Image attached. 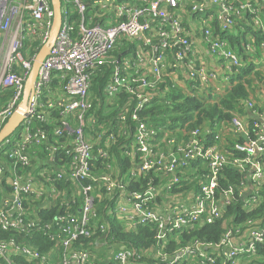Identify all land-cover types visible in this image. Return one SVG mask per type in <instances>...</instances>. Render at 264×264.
Returning <instances> with one entry per match:
<instances>
[{
  "label": "built area",
  "instance_id": "obj_1",
  "mask_svg": "<svg viewBox=\"0 0 264 264\" xmlns=\"http://www.w3.org/2000/svg\"><path fill=\"white\" fill-rule=\"evenodd\" d=\"M258 1L264 6V0ZM183 8L201 17L207 52L228 62L231 72L224 80L230 85L243 60L216 33L212 17L226 33L236 17L249 15L250 27L263 37L264 24L250 0H60L61 24L39 66L27 112L0 143L1 260L240 264L260 259L257 248L264 245V221H256L262 215L235 224L228 217L230 226L225 223L218 242L191 240L167 248L183 231L223 220L229 204L240 201L244 211L255 209L264 190V109L253 102L245 100L253 112L249 125L230 118L235 139L227 149L218 146L217 123L212 128L190 122L154 125L141 115L160 85H165L164 92L173 88L167 83L169 69L185 71L187 86L177 90L197 99L208 82L218 79L215 70L190 59L195 43L184 28ZM53 15L50 0H0V129L22 103L26 79L49 38ZM255 37L248 36L246 49ZM126 45L129 50L121 51ZM103 66L109 69L108 78L101 94L95 95L92 77ZM112 109L114 115L99 119L97 110L108 114ZM111 148L129 162L116 174L110 161L118 165L119 160ZM96 161L101 164L97 170ZM226 167L239 178L223 185ZM150 172L167 178L162 195ZM146 175L145 185L130 188ZM247 183L250 189L244 194ZM58 203L66 205L65 212L41 215ZM108 219H115L123 232L150 226L153 243L137 248L108 237ZM37 235L48 240L46 251L31 244ZM241 235L234 244L233 238ZM100 247L109 254L98 255Z\"/></svg>",
  "mask_w": 264,
  "mask_h": 264
},
{
  "label": "trees",
  "instance_id": "obj_2",
  "mask_svg": "<svg viewBox=\"0 0 264 264\" xmlns=\"http://www.w3.org/2000/svg\"><path fill=\"white\" fill-rule=\"evenodd\" d=\"M248 29H250L248 27ZM216 33L221 34L226 37L223 32L217 31ZM241 33V32H239ZM238 38H233L232 36H228V42H230L231 46L240 47L241 40H245V32H242V35L236 36ZM233 47V46H232ZM129 45L123 47L121 51L126 49L129 50ZM249 69L243 70L238 76V81L231 85L229 89L225 92L224 96L221 97L218 101L210 102L199 100L196 97L185 96L181 94L176 88L170 87L168 91L164 92V84L159 86V95H157L151 102V104L146 107L141 115L147 116L150 119V122L154 125L165 124L168 121L171 122V125L183 124L185 122H190V126H194L196 124H200L203 119H210L211 121L218 120L222 117H229V114L224 113V110H233L237 106V102L240 98H243L247 95V90L245 84L248 81H242L244 75L249 73ZM109 69L106 66L101 67L100 70L97 71L95 75L92 77V86L91 92L95 95L101 94V88L105 81L108 78ZM162 92H164L162 94ZM115 109H112L110 113L104 114L103 110H97V114L99 119L106 118L108 116H112L115 113ZM111 155H114L116 159L119 160L118 165L121 168V171H124L128 166L129 162L124 157V155L116 148H111L109 150ZM101 164L99 161H96L95 170L99 169ZM224 173L226 174V180H221V183L224 185L227 182L234 183L239 178L238 172L233 170L230 167H226L224 169ZM152 174V172L150 173ZM149 179V175L141 177L138 182L132 184L130 188L138 189L140 185H145L147 180ZM229 180V181H228ZM60 186L64 187L68 192L70 188L66 184H60ZM264 186V183H263ZM262 200L258 207L251 211H244L241 206L240 201H236L235 203L229 204L226 207V211L224 214V219L228 217H232V222L239 223L245 220L247 217H256L258 215L264 214V190L261 193ZM80 199L76 198L75 205H79ZM66 205L60 206L59 203L56 204L51 209L46 210L44 213L42 212V216L44 218H49L55 213L65 212ZM75 211L74 207L70 209ZM217 220L213 223H207L202 226L193 227L191 229L185 230L181 233V243L191 241V240H199L203 242H218L221 238L222 233L225 229V220ZM108 223L110 225V232L108 237L113 236V238L135 246L137 248H146L153 243V229L146 226H138L134 231L123 232L119 223L115 219H108ZM6 235V234H2ZM90 239H85L84 243H87ZM34 246L38 247L40 251H46L49 247V242L45 237L41 235H37L33 239L31 243ZM176 246V241H172L170 245L167 247L169 250H172ZM257 256L260 258L254 263L264 262V245H260L257 248ZM0 261L3 264H7L5 261ZM17 264H23L24 261L20 258H16ZM175 264H187V263H175Z\"/></svg>",
  "mask_w": 264,
  "mask_h": 264
},
{
  "label": "crops",
  "instance_id": "obj_3",
  "mask_svg": "<svg viewBox=\"0 0 264 264\" xmlns=\"http://www.w3.org/2000/svg\"><path fill=\"white\" fill-rule=\"evenodd\" d=\"M253 4L256 5L259 17L264 24V6L261 2L258 0H250ZM181 15L183 19V25L186 29L188 35L194 40V48L193 53L190 57V59L196 64V65H204L207 68L213 69L218 73V79L208 82L205 86L206 88L203 90H200L197 97H199V100L204 101H218L221 97L224 96L227 89L231 87L232 84L236 83L238 81V76L243 70L249 69V73L244 75V78H242V81H248L245 84L247 95L243 98H240L237 102V106L233 110H224V113L229 114V117H222L218 120L211 121L210 119H203L200 123L202 126L211 127L213 123H217V126L215 127V132L220 135L221 140L218 142V146L222 148H229V146L232 144V142L235 139V136L233 135L231 129V123L230 118L232 116L238 117L244 124L249 125L251 119L253 118V112L251 109H249L245 105V100H249L254 103L255 107L259 110L264 109V47L260 46V42H264V36L262 37L259 32L254 31L250 25L252 22V18L250 21L249 15H245L242 17H236V23L235 26L232 27L231 30L227 31L224 35L225 38L228 40V36H232L233 38H238L236 36L242 35V32H245V40H241L240 47L233 46L235 50L240 54L243 60V65L239 68V72L237 75H235L230 85L225 83L224 75L226 73L231 72L230 69H228V62L225 60H217L213 58L211 55L207 52V46L203 42L201 37V23L199 20V17L197 15L190 14L186 8H183L181 10ZM250 24V25H249ZM212 26L215 28V31H220L219 29V21L216 19V17H212ZM248 27L250 29H248ZM241 32V33H239ZM250 34H255V42L251 44L249 49H246V45L250 44V41L248 40V36ZM248 35V36H247ZM230 43V42H229ZM231 44V43H230ZM234 74V73H233ZM185 71H174L173 69H169L168 76H167V83L173 84V88L178 89L180 92L184 91L186 88V83L184 81ZM209 91L207 94L205 91ZM188 90H191V87L189 85ZM160 92V91H159ZM164 92H162L163 94ZM159 95V94H158ZM231 115V116H230ZM211 140H213V137H210ZM110 170L113 172V174L118 173L121 171V168L117 163L110 161ZM151 173V172H150ZM149 175L154 178L155 183L159 182L160 184V195L163 193V183L167 180V178H157L156 173L152 172V174ZM248 184V183H247ZM250 189V185H247L246 191H244V194H246ZM175 195L178 196V193L175 192ZM262 219L259 221L257 220L256 223H260L261 221H264V214L262 215ZM225 223L227 226H230L231 221L229 218H225ZM177 234L172 236L175 237ZM243 235L237 236L233 238V243H237L239 240H242ZM181 235H179L177 238H174V241H176V246L182 244L181 241ZM190 241L184 242L188 243ZM256 261V259H253V261H249L247 259H244V264H250L251 262Z\"/></svg>",
  "mask_w": 264,
  "mask_h": 264
},
{
  "label": "water",
  "instance_id": "obj_4",
  "mask_svg": "<svg viewBox=\"0 0 264 264\" xmlns=\"http://www.w3.org/2000/svg\"><path fill=\"white\" fill-rule=\"evenodd\" d=\"M50 1L52 3L54 15H53V21H52L49 38L47 42L39 49L32 63L31 70L25 82V89H24L22 103L18 105V107L13 111V113L8 118L6 123L0 129V143L5 137H7L15 130V128L20 124V122L24 118V115L27 112L26 100L28 99V96L32 93L33 83L35 81L39 66L43 58L48 53V49L50 45L53 44L57 32L59 30L61 24L60 0H50ZM0 264L3 263L0 262Z\"/></svg>",
  "mask_w": 264,
  "mask_h": 264
},
{
  "label": "rangeland",
  "instance_id": "obj_5",
  "mask_svg": "<svg viewBox=\"0 0 264 264\" xmlns=\"http://www.w3.org/2000/svg\"><path fill=\"white\" fill-rule=\"evenodd\" d=\"M201 17H199V20H200ZM234 27V26H233ZM97 254L98 255H108V251L104 250L102 247L98 248L97 250ZM244 259L240 261V264H244Z\"/></svg>",
  "mask_w": 264,
  "mask_h": 264
}]
</instances>
